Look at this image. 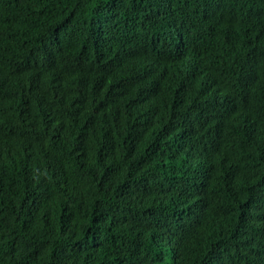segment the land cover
Here are the masks:
<instances>
[{
  "label": "trees",
  "instance_id": "trees-1",
  "mask_svg": "<svg viewBox=\"0 0 264 264\" xmlns=\"http://www.w3.org/2000/svg\"><path fill=\"white\" fill-rule=\"evenodd\" d=\"M246 28L264 64V0H0V264H264Z\"/></svg>",
  "mask_w": 264,
  "mask_h": 264
},
{
  "label": "rangeland",
  "instance_id": "rangeland-1",
  "mask_svg": "<svg viewBox=\"0 0 264 264\" xmlns=\"http://www.w3.org/2000/svg\"><path fill=\"white\" fill-rule=\"evenodd\" d=\"M207 37L212 38V39L215 38L213 36H207ZM199 47L206 54L209 52L210 55L216 54L217 53V50H218V46H217L216 43H207V44H205L204 47L203 46H199ZM183 50L184 51L181 54V56L179 58L175 59L172 62V63L178 64L179 66H181V71L185 74V76H182V80L179 83H177V86H178V84L181 83L182 84V87L184 88V90H181L178 87V89L180 91V93L178 95H184V91L187 89V80H188V77H192V72H193L191 69H189V66H192V65L194 66V63H195L196 58H197V55H199L198 53H196L193 50V44H192V42H186L185 45H184ZM155 62L157 63L158 61H155ZM159 62H161V61H159ZM215 68H216V66H212L211 64H209L208 62H206V66L203 69L204 75L208 79L209 78H214V76L212 75V72L214 71ZM167 69H168V67L158 66L157 73L160 74L162 72V70H167ZM82 82L88 83V80H85L84 81L82 79ZM226 82L230 84L228 78H227ZM163 92H164V89L157 90V89L154 88V96L155 95H160V96L172 97V96L164 95ZM84 97H89L88 93H86L84 95ZM0 110H1L2 113H9L10 114V112L7 111V108L3 104L2 100H1V103H0ZM94 118H95V116L92 115V117H90V121H93ZM1 119H3L4 121H7V118L3 114H0V122L2 121ZM6 125H8V123Z\"/></svg>",
  "mask_w": 264,
  "mask_h": 264
},
{
  "label": "clouds",
  "instance_id": "clouds-1",
  "mask_svg": "<svg viewBox=\"0 0 264 264\" xmlns=\"http://www.w3.org/2000/svg\"><path fill=\"white\" fill-rule=\"evenodd\" d=\"M262 29H264V28H262ZM241 35H243L241 40H239V39L237 40L239 43V45L237 47V54H236V56H237L236 61H237L238 65L242 66L244 68L264 65L263 60L253 56L252 44L258 40V39H256L258 37V33L254 32L253 28H246L243 30ZM210 36L217 38L220 36V33L218 30H215V31L211 32ZM189 69H191L192 71L196 70L193 65L189 66ZM82 86H83V84H80V87H82ZM232 107L237 108V106L234 103H232ZM235 111H237V109L236 110L231 109V108L227 109L228 114H231ZM253 125L254 124H251V125H249V127L253 126ZM217 127H218V125H217Z\"/></svg>",
  "mask_w": 264,
  "mask_h": 264
}]
</instances>
